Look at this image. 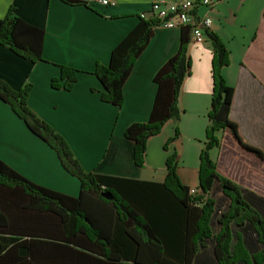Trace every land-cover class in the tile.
Here are the masks:
<instances>
[{
  "label": "trees",
  "instance_id": "trees-1",
  "mask_svg": "<svg viewBox=\"0 0 264 264\" xmlns=\"http://www.w3.org/2000/svg\"><path fill=\"white\" fill-rule=\"evenodd\" d=\"M156 25L141 18L112 50L109 63L97 62L102 100L123 104L124 83ZM206 32L213 46V94L196 193L178 175L177 153L166 161L163 183L85 170L67 139L29 106L31 83L15 89L0 78V99L81 183L79 194L71 196L33 182L0 158V264H191L205 250L212 251L215 264H264V198L226 176L211 150L229 134L244 151L260 159L264 153L245 142L230 119L234 88L222 73L230 53L218 34ZM44 38L45 30L21 18L14 6L0 18V44L25 59L44 60ZM190 42L191 27L184 26L178 51L154 76L157 93L149 119L125 130L137 166L144 165L148 139L168 120L180 119L178 95L191 73ZM60 67L52 85L71 90L78 70ZM178 135L177 130L170 141Z\"/></svg>",
  "mask_w": 264,
  "mask_h": 264
},
{
  "label": "crops",
  "instance_id": "crops-1",
  "mask_svg": "<svg viewBox=\"0 0 264 264\" xmlns=\"http://www.w3.org/2000/svg\"><path fill=\"white\" fill-rule=\"evenodd\" d=\"M82 1L87 4L0 0V18L14 6L21 18L45 30L43 61L32 62L0 44V78L15 89L31 83L29 106L67 139L85 170L163 183L166 161L177 153L182 183L197 188L213 94V46L208 35L204 42H195L192 26L187 25L191 27V73L178 95L181 116L168 120L148 139L140 167L134 162V142L125 137V130L149 119L157 93L154 76L178 51L182 27L158 24L153 28L147 47L124 83L121 106L102 100L104 87L94 71L97 62L109 63L112 50L154 2L182 0ZM194 1L195 17L212 19L206 30L218 34L230 53V63L222 70L227 84L234 88L230 119L242 139L264 153V0H218L212 6ZM61 65L78 70L71 90L52 85L60 76ZM177 130L179 135L170 141ZM211 157L219 161L226 176L264 198V158L244 151L229 134L220 148L211 150ZM0 158L35 183L71 196L80 192V180L63 167L57 152L1 99ZM215 194L222 197L220 191ZM191 264H215L212 251L194 256Z\"/></svg>",
  "mask_w": 264,
  "mask_h": 264
},
{
  "label": "built area",
  "instance_id": "built-area-1",
  "mask_svg": "<svg viewBox=\"0 0 264 264\" xmlns=\"http://www.w3.org/2000/svg\"><path fill=\"white\" fill-rule=\"evenodd\" d=\"M99 1L108 4L109 0H88V2ZM218 0H199L198 3L212 6ZM197 2L194 0H182L178 2L156 1L148 11L142 12L141 18L156 20L159 25L168 28L192 26V36L195 42H204L207 38L206 29L212 24L210 17L196 18L195 8ZM191 193H196V188H191Z\"/></svg>",
  "mask_w": 264,
  "mask_h": 264
},
{
  "label": "rangeland",
  "instance_id": "rangeland-1",
  "mask_svg": "<svg viewBox=\"0 0 264 264\" xmlns=\"http://www.w3.org/2000/svg\"><path fill=\"white\" fill-rule=\"evenodd\" d=\"M167 148V147H166ZM193 188H196V187H193ZM197 189V188H196ZM198 191V190H197Z\"/></svg>",
  "mask_w": 264,
  "mask_h": 264
}]
</instances>
